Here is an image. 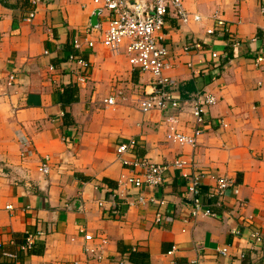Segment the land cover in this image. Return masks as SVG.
<instances>
[{"label": "crops", "instance_id": "obj_1", "mask_svg": "<svg viewBox=\"0 0 264 264\" xmlns=\"http://www.w3.org/2000/svg\"><path fill=\"white\" fill-rule=\"evenodd\" d=\"M183 3L201 20L182 24L169 11L163 27L179 106L143 113L138 99L151 89L152 75L130 65L124 53L85 43L93 0H36L30 21L24 17L31 0H0V264H132L122 252L129 248L147 252L148 264H189L198 256L204 264H264V244L250 237L255 228L264 235V60L255 63L264 57V0ZM217 18L225 31L208 34ZM98 21L106 26L105 12ZM230 35L242 54L227 56L233 54ZM92 37L98 39V31ZM192 41L201 47L185 51ZM71 53L91 64L83 84L74 82ZM10 73L15 80L9 86ZM69 85L77 100L63 109L59 96ZM204 91L217 102L205 111L197 144L167 141L169 116L179 118L180 131L192 132V100ZM111 95L113 106L104 102ZM131 138L134 155L155 163L183 156L197 169L232 178L238 194L228 191L221 206L211 207L218 218H193L186 182L170 168L153 192L162 204L128 206L136 191L116 147ZM45 156L47 174L39 171ZM204 182L206 190L213 180ZM234 228L240 233L231 234ZM28 234L35 235L31 248L41 252L19 249Z\"/></svg>", "mask_w": 264, "mask_h": 264}, {"label": "built area", "instance_id": "obj_2", "mask_svg": "<svg viewBox=\"0 0 264 264\" xmlns=\"http://www.w3.org/2000/svg\"><path fill=\"white\" fill-rule=\"evenodd\" d=\"M2 1V0H1ZM97 5L98 16L106 13V26L103 27L100 21L95 26H90L86 31L85 43L88 48L100 45L113 53H124L130 65L139 68L143 72H149L152 75L153 82L149 91L138 99L139 109L143 113L158 109L176 108L179 106V97L176 94V82L169 75L172 68L169 59V50L164 42L163 27L165 17L169 11H174L176 18L182 24L190 22H199L201 15L199 13H191L184 6L183 0H93ZM33 8L24 17L25 21H30L35 16L36 0H31ZM264 12V6L261 8ZM98 31V39L92 37L93 31ZM216 30L225 31L224 20L217 18L215 26L208 28L206 32L213 34ZM233 46H238L239 40L233 36H228ZM73 48L78 51L81 47L80 42L73 40ZM198 41H192L184 47L185 51L192 48H200ZM216 57V53H212ZM67 60L76 65L73 71L75 84H83L87 81L90 62L78 53H71ZM264 60L263 56H257L255 63L259 64ZM49 74L47 77L52 79L55 66H48ZM15 80V74L8 75L7 85H12ZM104 102L113 106L115 104V96L111 95L104 99ZM217 102V97L209 92H198L192 100V116L193 128L191 133H184L178 129L179 118L177 116H169L165 119L167 129L165 138L167 141L177 143L179 145H190L194 147L197 144L199 136L203 133V125L205 123V111L208 107ZM220 125L226 127L223 121ZM135 139L131 138L126 142L119 143L116 147V153L119 156L123 167L127 168L131 173L129 184L135 189V193L127 197L126 204L128 206H145L150 204H162L163 200H158L153 193L155 189L164 183L166 172L170 168L180 170L181 177L185 180V193L190 199L191 216L193 218L199 215L218 218L219 214L211 207L213 205L221 206L228 191L237 195L239 188L237 183L230 177L225 175H213L209 171L197 169L193 164L186 160L183 156H178L171 162L155 163L147 157H138L133 154L132 149L135 145ZM48 156H45L39 166V171L49 173ZM210 178L213 183L204 190V180ZM149 193V194H148ZM99 205H102L100 202ZM121 204H116L118 210L116 215L121 217L123 209ZM122 207V206H121ZM7 209L11 205L6 206ZM160 214L156 215V221L160 220ZM83 237L86 241L92 239L91 233L84 229ZM231 234H239V229H231ZM35 235L28 234L24 243L19 249L26 251L31 248ZM250 237L256 244H264V235L259 229L251 230ZM134 249V248H133ZM175 248L172 247L169 254ZM85 252H95L94 249L85 248ZM219 252L226 255L227 248H221ZM5 256L11 259H17L15 252H5ZM97 258H100L98 255ZM124 261V260H123ZM121 261V263L123 262ZM73 264H81L74 261ZM180 264V263H175ZM189 264H204L203 259L198 256L189 261Z\"/></svg>", "mask_w": 264, "mask_h": 264}, {"label": "trees", "instance_id": "obj_3", "mask_svg": "<svg viewBox=\"0 0 264 264\" xmlns=\"http://www.w3.org/2000/svg\"><path fill=\"white\" fill-rule=\"evenodd\" d=\"M230 45L233 49V54H230L227 52V56H234L235 54H242L243 50H239L237 46H233L232 42H229ZM224 63V61H223ZM222 66V63H221ZM60 102L63 106V109H65V106H68L70 103L75 102L77 100V89L74 85H69L65 87L63 92L59 96ZM64 119L65 121H68L69 119V113L67 111H64ZM26 237V235H25ZM38 246V245H37ZM41 252V248L39 246L38 249L32 247L31 249L28 250V254H32L34 252ZM127 254L128 260L132 264H148V253L144 251H137L136 249L129 248L128 250L122 251Z\"/></svg>", "mask_w": 264, "mask_h": 264}, {"label": "water", "instance_id": "obj_4", "mask_svg": "<svg viewBox=\"0 0 264 264\" xmlns=\"http://www.w3.org/2000/svg\"><path fill=\"white\" fill-rule=\"evenodd\" d=\"M91 25L95 26L98 22V10H95L93 15L91 16Z\"/></svg>", "mask_w": 264, "mask_h": 264}]
</instances>
